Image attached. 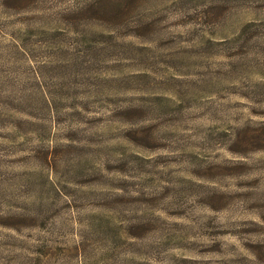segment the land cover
Here are the masks:
<instances>
[{
  "label": "rangeland",
  "instance_id": "rangeland-1",
  "mask_svg": "<svg viewBox=\"0 0 264 264\" xmlns=\"http://www.w3.org/2000/svg\"><path fill=\"white\" fill-rule=\"evenodd\" d=\"M0 264H264V0H0Z\"/></svg>",
  "mask_w": 264,
  "mask_h": 264
}]
</instances>
